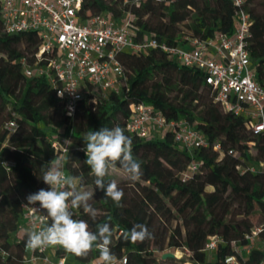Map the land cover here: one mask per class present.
Returning <instances> with one entry per match:
<instances>
[{
	"label": "trees",
	"instance_id": "trees-1",
	"mask_svg": "<svg viewBox=\"0 0 264 264\" xmlns=\"http://www.w3.org/2000/svg\"><path fill=\"white\" fill-rule=\"evenodd\" d=\"M245 8L251 19L247 48L256 79L264 84V0H245ZM236 10L232 0H83L77 14L86 20L111 13L120 22L131 11L135 41L155 37L184 46L191 38L232 33ZM40 44L36 31H3L0 3V264H26L29 232L22 224L23 203L29 194L49 187L40 176L41 167L59 157L52 141L70 137L65 169L71 176L83 177L82 187L94 189L83 137L89 131L117 125L132 140L141 178L115 181L108 173L105 181H115L123 190L122 206L96 189L90 201L97 210L95 221L77 209L78 219L87 221L91 231L104 223L111 225L110 247L117 258L125 256L126 264L264 262L260 247L264 241V171L250 169L264 160V135L250 129L244 116L224 110L197 68L181 65L157 47L140 53L124 50L118 59L126 69L127 86L119 93L90 86L71 114L45 77L27 76L22 70L21 59L34 63ZM139 101L152 104L168 120L188 121L211 145L190 150L176 141L174 129L148 138L131 133L127 129L130 105ZM11 120L18 124L12 136L6 129ZM215 142L221 144V151L213 148ZM229 149L237 155L229 154ZM1 160L14 161V165L7 169ZM193 161L200 162L199 169L184 176ZM254 214L259 216L258 224L251 219ZM134 225H145L152 237L132 242L127 234ZM257 226H262L259 242L247 251L246 234ZM213 235L220 240L214 249H207ZM177 250L188 251L189 258H163L164 253ZM56 254L93 263L99 250L94 244L86 257L64 249H57ZM230 256H235V263L226 261Z\"/></svg>",
	"mask_w": 264,
	"mask_h": 264
},
{
	"label": "built area",
	"instance_id": "built-area-1",
	"mask_svg": "<svg viewBox=\"0 0 264 264\" xmlns=\"http://www.w3.org/2000/svg\"><path fill=\"white\" fill-rule=\"evenodd\" d=\"M82 1L0 0L3 31H36L41 40L34 63L26 58L21 59L23 72L27 76L45 77L56 88L58 96L64 99L69 113L75 112L79 102L87 96L90 86L116 93L127 86L126 69L118 59L120 52L128 49L140 53L157 47L181 65L197 68L223 109L244 116L250 129L264 135V84L256 79V68L247 48L251 36V19L245 8V0H232L237 6L232 33L219 32L208 39L191 38L184 46L169 45L155 37L135 41L132 35L134 15L131 11L120 22H116L111 13H98L81 20L77 13ZM130 107L132 115L127 122V129L131 133L148 138L158 132L161 136L166 129H174L176 141L190 150L211 145L205 134L188 121L168 120L150 103L132 102ZM6 129L11 136L14 135L18 129L17 122H7ZM69 143L70 137L67 136L52 141L59 152L56 160L63 162L66 175H69L65 169ZM212 146L216 150H222L218 142ZM228 153L237 155L233 149H229ZM1 163L7 169L14 165V161L10 160H1ZM199 167L200 162L193 161L184 176L188 177L190 172ZM256 168L264 171V160L259 163V167H250L252 171ZM25 205L27 201L23 203L22 224L28 232H38L50 222L38 203ZM33 207L37 211H33ZM73 211L74 218L78 219L77 209ZM261 231L262 226H257L246 234L247 251L259 242ZM219 240L217 235L210 236L206 248L214 249ZM50 246L35 250V255L28 260L33 264H98L69 262L67 254L57 255L53 260L48 254ZM54 247L56 250L64 249L60 245ZM260 247L264 250V241L260 242ZM237 250L241 251V248L237 247ZM25 260L27 261V255ZM118 261L119 264H126L127 258L123 256ZM226 261L235 263L236 258L230 256Z\"/></svg>",
	"mask_w": 264,
	"mask_h": 264
},
{
	"label": "clouds",
	"instance_id": "clouds-1",
	"mask_svg": "<svg viewBox=\"0 0 264 264\" xmlns=\"http://www.w3.org/2000/svg\"><path fill=\"white\" fill-rule=\"evenodd\" d=\"M83 141L87 157L85 163L94 177L95 188L84 189L82 176L66 175L61 160L50 161L46 168L42 166L40 179L49 187L29 194L25 206L38 203L51 222L38 232L27 233L25 245L33 251L48 245H60L77 257H86L95 244L101 264H119L110 247L111 225L104 223L98 225L96 231H91L87 221L74 218L73 210L82 209L95 221L97 210L90 201L94 198L96 189L103 191L104 196L110 198L117 207L122 206L123 190L115 181L106 182L105 177L119 164L128 179L135 182L141 178V166L132 155L131 138L125 135V130L119 125L89 131L84 135ZM33 211L37 209L33 207ZM151 237L152 233L145 225H134L127 234L132 242H142Z\"/></svg>",
	"mask_w": 264,
	"mask_h": 264
},
{
	"label": "rangeland",
	"instance_id": "rangeland-1",
	"mask_svg": "<svg viewBox=\"0 0 264 264\" xmlns=\"http://www.w3.org/2000/svg\"><path fill=\"white\" fill-rule=\"evenodd\" d=\"M180 27L184 30H186L185 28V25L184 24H180ZM251 151L253 154L256 153V149L254 147L251 148ZM109 174L114 178L115 181H120V180H125V179H128V176L125 172H123L122 169L120 168H115V169H112L109 171ZM80 187V186H78ZM84 189H87V190H93V188L91 186H85L83 187ZM251 219L253 220V222L255 224H258V219H259V216L258 214H254ZM32 249H27V253H29V251H31ZM182 252V255L181 256H177V252L178 250L175 252L176 254V257L177 258H180V257H186V258H189V252L188 251H183V250H180ZM243 254L245 255L246 254V251L243 252ZM161 264H180L179 261H166V262H162ZM183 264H192L191 262L189 261H186L185 263Z\"/></svg>",
	"mask_w": 264,
	"mask_h": 264
},
{
	"label": "crops",
	"instance_id": "crops-1",
	"mask_svg": "<svg viewBox=\"0 0 264 264\" xmlns=\"http://www.w3.org/2000/svg\"><path fill=\"white\" fill-rule=\"evenodd\" d=\"M48 254L49 256L55 260L56 257H57V254H56V248L54 246H50L49 249H48ZM35 255V251L31 250L29 251V253H27V261H26V264H33V262L31 260H28V258L30 259L31 257H33ZM67 257V260L69 262H76L75 259L71 256V255H66ZM95 263H98V264H101L100 260H99V257L95 258L94 260Z\"/></svg>",
	"mask_w": 264,
	"mask_h": 264
},
{
	"label": "water",
	"instance_id": "water-1",
	"mask_svg": "<svg viewBox=\"0 0 264 264\" xmlns=\"http://www.w3.org/2000/svg\"><path fill=\"white\" fill-rule=\"evenodd\" d=\"M167 257H176L175 252H166L163 254V258H167Z\"/></svg>",
	"mask_w": 264,
	"mask_h": 264
},
{
	"label": "bare ground",
	"instance_id": "bare-ground-1",
	"mask_svg": "<svg viewBox=\"0 0 264 264\" xmlns=\"http://www.w3.org/2000/svg\"><path fill=\"white\" fill-rule=\"evenodd\" d=\"M182 255V252L179 250L178 252H177V256H181Z\"/></svg>",
	"mask_w": 264,
	"mask_h": 264
}]
</instances>
